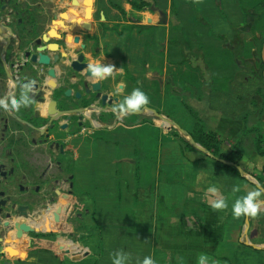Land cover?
I'll return each instance as SVG.
<instances>
[{
	"label": "crops",
	"instance_id": "1",
	"mask_svg": "<svg viewBox=\"0 0 264 264\" xmlns=\"http://www.w3.org/2000/svg\"><path fill=\"white\" fill-rule=\"evenodd\" d=\"M40 1L37 9L41 17L35 30L40 32L39 36L45 34L50 42L61 46L60 61L53 65L57 72L54 81L58 86L47 85L51 79L47 68L22 72L21 80L29 78L36 86H46L42 92L37 89V94L40 92L41 98L38 105L43 106L48 115L63 108L81 107L77 98L64 94L67 88L74 92L89 89L93 82L84 72L77 73L70 67L78 54H84L89 64L113 68L112 76L95 80L101 83L102 93L110 96L111 104L100 103L91 92L85 95L88 106L81 113L73 112V120L68 121L59 113L56 115L53 142L73 148L75 158L71 156L69 165L68 156L60 157L58 150H52V155L59 157L64 166H70L73 185L69 201L66 203L64 196H58L48 220V230L54 234L49 242L52 244L48 249L49 264H112V255L117 251L129 254L132 264L145 256H151L155 264H198L200 255L209 256V264L212 261L263 264L262 256L255 251L264 249V205L256 217L234 218L232 215L235 200L257 186L253 182L256 178L250 172H262L264 157L255 150L249 149L242 159L240 166L247 177L241 175V178L208 159H201L199 153L183 154L178 140L163 142L157 166L163 179L157 173L154 184L144 190L137 188L138 166L142 163L136 159L140 143L136 130L145 119L135 120L132 118L135 114H127L117 120V105L141 84L150 95L159 96L155 98L157 104L152 105L162 112L171 98L177 96L167 89L169 73L179 78L191 70L185 63L170 64L164 50L167 49L169 30H176L179 21L172 13L170 17L169 10L157 8L154 2L151 7L139 10L131 4L138 0H112L111 11L110 6H104L107 0ZM117 13L119 15L114 17ZM240 23L244 24L242 19ZM154 32L165 33L160 50L156 51L152 49ZM21 36L27 38L28 32L24 30ZM19 45L15 40L12 50L19 54V62H23ZM49 54L54 56L56 53ZM137 64L141 65L140 70ZM125 67L130 77L126 75ZM58 90L59 96L55 97ZM27 95L22 93L21 97L27 99ZM164 96L169 97L163 101ZM181 109H184L183 105ZM79 115L84 116L83 126L79 124ZM182 119V123L177 119L176 122L189 132L193 121L186 110ZM66 122L69 127L64 130L61 126ZM207 123L224 141H234L244 129L242 120L217 112H212ZM261 128L264 132V120ZM47 145L42 144V149ZM56 170L58 177L59 167ZM173 178L181 182L170 181ZM57 180L56 190L65 195L68 185L64 178ZM152 185L156 190L154 201L147 194ZM210 186L218 189V196L211 198H225L226 209L214 211L210 208L209 197L205 195ZM234 187L239 191L233 192ZM261 199L264 200V196ZM153 205L151 215L146 208ZM247 218L249 229L245 234ZM42 235L33 237L31 252L28 253L26 248L22 252L23 264L41 263L38 261L45 255ZM246 241L263 248L252 247Z\"/></svg>",
	"mask_w": 264,
	"mask_h": 264
},
{
	"label": "trees",
	"instance_id": "2",
	"mask_svg": "<svg viewBox=\"0 0 264 264\" xmlns=\"http://www.w3.org/2000/svg\"><path fill=\"white\" fill-rule=\"evenodd\" d=\"M153 2L154 0H138L132 1L131 4L139 10H144L151 7ZM237 2L244 24L242 26L232 25L229 35L214 34L210 27L209 33L221 45L200 44L199 46L203 50V58L208 65L207 71L199 68L193 69L191 62L185 58L186 55L182 52V63L188 64L191 72H186L179 78L175 74L169 73L166 85L172 94L181 96L183 108L193 121V126L189 131L192 137L216 157L240 165L249 149L255 150L264 157V132L261 128V123L264 120V0H237ZM190 4L194 9L193 20L200 22V3ZM172 6V15L177 19L175 3ZM218 9L221 12L220 6ZM178 26L182 28L175 27V31L184 43V40L187 39L182 30L183 24L179 21ZM36 32L40 34L37 29ZM177 41L178 39L173 42ZM241 63L249 66L248 72L243 71ZM125 69L126 75L130 77L126 67ZM140 88L144 92L148 91L142 84ZM153 96L159 97L156 94ZM189 99L202 102L205 107L203 109L195 108L188 102ZM209 109L234 120H242L244 129L241 134L234 141H224L216 130L208 126L207 118L212 114ZM158 111L162 112L161 109ZM132 118L138 120L141 116L133 115ZM142 123L141 126H138L139 130L137 127L136 135L138 131H141L140 140L146 149L138 146L136 150L138 163L147 161L157 167L162 143L178 140L183 154L187 152L199 153L201 159H208L218 167L241 177L236 167L218 162L197 150L177 129L169 127L167 124L160 127V124L156 123V118L144 120ZM250 173L261 185H264V166L261 174ZM170 181L181 182L178 178H173ZM149 189L148 197L154 201L155 186L152 185ZM146 211L152 212V215L154 205L146 208ZM200 223L202 224L201 220ZM255 252L262 256L261 263L264 264V249Z\"/></svg>",
	"mask_w": 264,
	"mask_h": 264
},
{
	"label": "flooded vegetation",
	"instance_id": "3",
	"mask_svg": "<svg viewBox=\"0 0 264 264\" xmlns=\"http://www.w3.org/2000/svg\"><path fill=\"white\" fill-rule=\"evenodd\" d=\"M40 2L0 0V101L8 103L9 110L13 99L20 106L16 112L0 107V264L24 263L22 252L25 248L28 253L34 249V236L43 234L46 241H52L54 234L48 230V220L54 212L58 196H64L66 203L69 201L68 195L72 193L73 185L69 165L71 156L75 158L73 148L53 142L56 115L59 113L66 120H73V112L81 113L88 106L85 95L90 94L86 88L79 92L67 88L64 94L70 90L71 95L67 97L77 98L81 107L69 110L63 108L53 115H48L47 110L38 105L40 97L37 101L30 100L28 95L27 99L21 97L18 73L13 74L10 67L13 62L19 64V55L13 52L12 43L15 40L20 43L18 36L23 37L21 33L24 30H35L41 17L37 9ZM3 20H7L8 24ZM58 96L59 90L55 92V97ZM51 118L55 120L51 121ZM78 118L79 124L83 126L84 116L79 115ZM68 123L63 124L62 129H67ZM42 144H48L47 148L42 149ZM54 149L58 150L60 157H69L68 166H64L59 157L52 155ZM57 167L60 170L58 177L64 178L68 185L65 195L56 190ZM22 226L28 227V231L21 230ZM31 227L33 231H30ZM9 248L18 254L10 256Z\"/></svg>",
	"mask_w": 264,
	"mask_h": 264
},
{
	"label": "rangeland",
	"instance_id": "4",
	"mask_svg": "<svg viewBox=\"0 0 264 264\" xmlns=\"http://www.w3.org/2000/svg\"><path fill=\"white\" fill-rule=\"evenodd\" d=\"M193 2L200 3L201 5V11L199 17L200 22L199 21L195 22L193 20L194 9L192 7V4H190ZM112 3H113L112 0H107L104 6H106L107 8L108 6H110L112 11L113 8ZM154 3L156 7L159 8L160 10L161 9L169 10L170 17L173 8L172 5L175 3L176 11H177V20H179L183 24L182 30L184 31V34L187 39L184 40L183 43V41H181L180 38L178 37V34L176 33L175 29L171 28L169 30L168 42L166 45L167 49H165L164 52H166V57L170 64L182 63L183 62L182 52H183L186 55L185 58L191 62L193 69L196 70L197 68H199L202 69L203 71H207L208 65L206 64L203 58V50H201V48L199 47L200 44H205L206 46H212V44L221 45L220 43L217 42L215 37L209 33V28L211 27L214 34L229 35L231 34L232 31V25L242 26V24L240 23L242 16L237 0H190L189 2H187L186 0H154ZM218 6L221 7V12L218 9ZM202 14L204 15V17H202L203 16ZM118 15L119 13L114 14V17ZM177 28H182V27L177 26ZM154 33L155 35L153 36V40H152V49L156 51V50H160L161 39L164 37L165 33L163 32L162 35H161L162 32H154ZM176 39H178V41L173 42ZM131 65L133 66V64ZM137 65H138V70H140L139 67H141V65L140 66L139 64ZM240 65L242 66L243 71L245 72L249 71L250 69L249 66L243 65L242 63ZM145 93L148 95L149 98V103L145 106L154 108L153 105L157 104L158 100L155 99L156 97L150 95L148 92ZM168 97L169 96H164L163 101H165V99ZM180 99L181 96L180 97L174 96L173 98H171V100L169 99L170 101L163 108L164 112H160V113L175 121L177 119L182 123L184 121L182 119V115L185 110L181 109V106L183 104H182V99L181 101ZM188 102L192 106L198 109H202L203 107H205L204 103L198 102L195 99H189ZM145 106H142V108ZM179 109H181L183 113L179 112ZM141 118H144L145 120H148L150 118H156V123L160 124L159 126L163 127L164 123L162 122V120L158 119L152 114L146 113L144 115H141ZM139 129L140 127H138V130ZM140 136H141V131H138L137 138L139 139ZM138 146L139 147L141 146L146 149V146L143 145V142L141 143V140L140 143H138ZM164 150H166V148ZM141 163L142 164L138 166L137 188L144 190L145 188H148L149 185L154 184L153 180H155V175H157L158 171H157V167L152 165L150 162L141 161ZM98 164L100 166H103L100 162H98ZM105 167L107 168V164H105ZM158 176H160V179H163V174L161 172L158 173ZM44 245H45L44 247L45 251L43 253L45 255H42L40 259L41 261L40 260L38 261L41 263H34L32 261L30 263L26 262L25 264H49L48 247L52 244H49V242L45 240ZM36 253L38 252L36 251Z\"/></svg>",
	"mask_w": 264,
	"mask_h": 264
},
{
	"label": "water",
	"instance_id": "5",
	"mask_svg": "<svg viewBox=\"0 0 264 264\" xmlns=\"http://www.w3.org/2000/svg\"><path fill=\"white\" fill-rule=\"evenodd\" d=\"M5 23L8 24L7 20H3ZM2 29V26L0 25V30ZM56 35V34H54ZM54 38V37H52ZM18 39L20 40V45H19V50L23 51V62H19V64H16L13 62L11 64V68L13 69V74L18 73V84H19V89L22 93H28V98L32 101H37L38 98L40 97V92L43 91V88H46V86H41L38 84H34V88L30 87L32 84V80L29 78H26L25 80H21V73L22 72H28V71H38L39 68H47V74L50 76V80L47 82L48 86H52L56 88L58 85L54 81V79L57 77V72L56 69L54 68L55 62L60 61V49L61 46L59 43H52L50 42L51 39L47 38L45 34L42 36H39V34L35 31H29L28 32V37L22 38L18 36ZM49 52L56 53L54 56H51ZM19 55V54H17ZM89 63L84 62V56L83 54H79L75 60H73L70 64V67L77 73H85V76L92 80L93 82L90 84V88L88 89V92L91 93H96V98L100 99L102 104L106 105L107 103L111 104L112 99L108 94H103L101 91V83L99 81H95L97 78L92 76L90 70L88 69ZM38 79V78H37ZM38 83V82H35ZM37 89H40L41 91L39 94H37ZM66 96L71 95V91L68 90L65 93ZM79 93H77V96L79 97ZM150 113L153 116L157 117L158 119L162 120L164 124H167L169 127L177 129L183 137L187 139V141L197 150L201 151L202 153L208 155L212 159H215L218 162H221L223 164L229 165L236 167L240 174L244 177H247L246 171L240 166L237 165L231 161H227L225 159L216 157L211 151H209L207 148L199 144L193 137L192 135L183 127H181L175 120L170 119L169 117L161 114L159 111H157L154 108H150L148 106H145L141 108L140 110L128 114H135V115H140L144 113ZM125 114L120 113L117 111V120L120 119L121 116H124ZM71 120V116H69ZM55 120L54 118H51V121ZM253 182L258 185L260 184L258 181L253 180ZM261 185V184H260ZM264 205V203L261 204V206ZM21 230L28 231L29 229L26 226H22L20 228ZM249 229V219H246V227H245V234H247ZM34 228H30V231H33ZM246 244L255 247V248H263L254 244H251L250 242L246 241ZM9 254L10 256H16L18 252L16 250H13L12 248H9Z\"/></svg>",
	"mask_w": 264,
	"mask_h": 264
},
{
	"label": "clouds",
	"instance_id": "6",
	"mask_svg": "<svg viewBox=\"0 0 264 264\" xmlns=\"http://www.w3.org/2000/svg\"><path fill=\"white\" fill-rule=\"evenodd\" d=\"M88 69L92 76L97 80H104L112 76L113 68L107 65L89 64ZM30 87L34 88L32 83ZM149 103L148 95L140 88H134L130 95L126 96L122 103L117 105V109L120 113L127 115L128 113L136 112ZM0 107H3L6 111L16 112L20 110L19 104L15 99L11 101L10 110L9 104L0 101ZM239 188L234 187L233 192H238ZM205 195L209 197V206L214 211H220L226 209L228 204L223 197L212 199L211 197L218 196V189L215 186H210ZM264 196V185L258 184L253 190L247 192L246 195L238 197L232 204V215L234 218H240L241 216L256 217L261 212V204L264 200L261 197ZM210 257L207 255H200L198 257V264H209ZM112 264H132V258L129 254L122 251H117L112 255ZM136 264H155V261L151 256H145L142 260H137ZM211 264H218L217 261H212Z\"/></svg>",
	"mask_w": 264,
	"mask_h": 264
},
{
	"label": "bare ground",
	"instance_id": "7",
	"mask_svg": "<svg viewBox=\"0 0 264 264\" xmlns=\"http://www.w3.org/2000/svg\"><path fill=\"white\" fill-rule=\"evenodd\" d=\"M53 32H54V30H53Z\"/></svg>",
	"mask_w": 264,
	"mask_h": 264
}]
</instances>
